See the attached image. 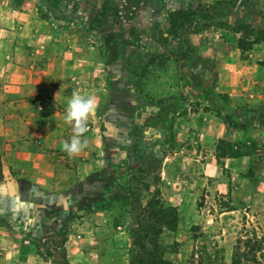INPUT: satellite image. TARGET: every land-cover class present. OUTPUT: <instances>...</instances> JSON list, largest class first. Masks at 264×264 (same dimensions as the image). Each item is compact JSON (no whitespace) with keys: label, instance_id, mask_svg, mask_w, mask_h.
Listing matches in <instances>:
<instances>
[{"label":"rangeland","instance_id":"1","mask_svg":"<svg viewBox=\"0 0 264 264\" xmlns=\"http://www.w3.org/2000/svg\"><path fill=\"white\" fill-rule=\"evenodd\" d=\"M17 41L97 108L54 185L13 176L1 264H264V0H0Z\"/></svg>","mask_w":264,"mask_h":264},{"label":"crops","instance_id":"2","mask_svg":"<svg viewBox=\"0 0 264 264\" xmlns=\"http://www.w3.org/2000/svg\"><path fill=\"white\" fill-rule=\"evenodd\" d=\"M10 47L13 49L9 52L5 47L0 50V56L4 58L0 62V157L7 160L4 165L7 177L0 182V241L5 234L23 233L19 227V213L25 210L29 213L34 206L32 197L28 202L21 199L22 191L17 189L18 180L13 176H19L20 180V177L33 178L40 174L41 178L31 182L34 188L55 184L51 178L53 171L58 169L55 159L63 142L61 123L67 100L73 92L81 94L72 85L69 97L63 96L67 87L62 77H70L71 70L58 65L46 68L31 63L32 58L20 47L19 41ZM13 56L21 66L11 63ZM4 257L0 251V264ZM29 259L27 256L18 264H29Z\"/></svg>","mask_w":264,"mask_h":264},{"label":"clouds","instance_id":"3","mask_svg":"<svg viewBox=\"0 0 264 264\" xmlns=\"http://www.w3.org/2000/svg\"><path fill=\"white\" fill-rule=\"evenodd\" d=\"M96 108L94 97L78 92H73L67 100L64 121L71 125L72 135L69 140L62 142V151L70 158L79 155L87 147V140H82L81 137L87 133L89 117Z\"/></svg>","mask_w":264,"mask_h":264},{"label":"trees","instance_id":"4","mask_svg":"<svg viewBox=\"0 0 264 264\" xmlns=\"http://www.w3.org/2000/svg\"><path fill=\"white\" fill-rule=\"evenodd\" d=\"M238 45H239V48L244 49L243 46H241L240 43H239ZM256 242H257V239H256ZM245 243H246V244H247V243H250V240L248 241V239H247ZM257 243H258V242H257ZM255 248H256V245H253V248L250 250L251 253L254 252ZM235 254H236V253H235ZM235 254H234V257H233V262H232V264H240V259H236V255H235Z\"/></svg>","mask_w":264,"mask_h":264}]
</instances>
